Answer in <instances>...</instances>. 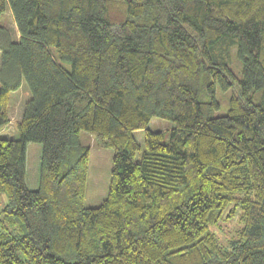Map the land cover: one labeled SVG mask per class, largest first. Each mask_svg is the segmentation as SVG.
Here are the masks:
<instances>
[{"label": "trees", "instance_id": "1", "mask_svg": "<svg viewBox=\"0 0 264 264\" xmlns=\"http://www.w3.org/2000/svg\"><path fill=\"white\" fill-rule=\"evenodd\" d=\"M6 7L19 37L0 25V128L11 91L25 80L31 96L20 137L0 136V264H264V0ZM83 131L114 149L98 206ZM30 141L43 144L36 190ZM236 213L224 246L212 225Z\"/></svg>", "mask_w": 264, "mask_h": 264}, {"label": "rangeland", "instance_id": "2", "mask_svg": "<svg viewBox=\"0 0 264 264\" xmlns=\"http://www.w3.org/2000/svg\"><path fill=\"white\" fill-rule=\"evenodd\" d=\"M0 25L5 26L9 30V37L18 40L19 33L13 14L9 8L0 11ZM233 68L240 70V62L235 57V49H232ZM1 63V50H0ZM230 93H224L221 89L217 90L216 97L223 105L227 104V96ZM31 92L28 84L24 80L22 85L10 93L8 103V114L10 122L0 128V136L5 138H19L18 122L20 121L26 101L30 98ZM227 106L220 107L215 114H223ZM173 123L166 119L153 118L149 123L152 130L169 131ZM139 141L143 142L144 132L136 134ZM81 139L84 144L91 147L89 160L88 186L85 197L86 206H98L107 197L111 171L113 167L114 149L105 148L98 144L95 137L89 132L83 131ZM43 144L37 141H30L26 146V183L30 189L39 188L40 164L42 156ZM6 198L4 197V201ZM243 224L239 221V213L233 217H227L218 224L212 225V231L217 234L218 239L224 246H228L231 240L236 236L238 230Z\"/></svg>", "mask_w": 264, "mask_h": 264}]
</instances>
